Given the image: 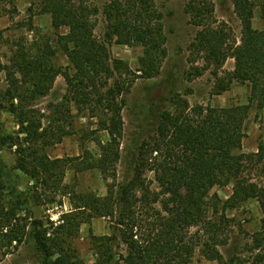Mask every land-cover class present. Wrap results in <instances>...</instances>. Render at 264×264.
Listing matches in <instances>:
<instances>
[{
    "label": "trees",
    "instance_id": "1",
    "mask_svg": "<svg viewBox=\"0 0 264 264\" xmlns=\"http://www.w3.org/2000/svg\"><path fill=\"white\" fill-rule=\"evenodd\" d=\"M229 1L241 28L239 40L216 19L210 1L182 0L188 24L195 29L187 45L185 78L209 72L213 95L228 91L233 83L246 85L248 104L190 107L173 95L169 108L159 114L155 133L137 147L131 177L118 182L123 97L137 79L160 75L167 54L162 15L153 0H104L101 6L86 0H33L30 18L48 15L56 32H66L56 33L54 47L45 41L30 51H17L5 72L7 89L0 92V111L11 115L18 129L0 134V149L15 148L16 157L12 170L0 157L3 256L30 241L41 264H86L72 242L81 225L101 218L108 222L109 234L90 236L93 264H190L198 249L210 261L237 264L236 257L224 260L218 248L230 237L233 220L226 212L249 200H256L261 212L260 229L252 240L257 248L264 246V186L257 180L264 175V143L253 154L239 152L251 107L264 110V30L252 27L256 9L264 17V0ZM14 2L0 0V11ZM98 16L104 24L100 37L95 34ZM113 43L142 48L138 75L110 57ZM56 52L66 58L71 73L55 67ZM229 59L233 70L224 71ZM59 75L65 79V94L60 103L49 105L45 117L34 103L49 94ZM83 117L96 120L97 129L80 138L85 142L92 137L98 153L85 149L78 157L51 158L47 150L77 135L74 122ZM97 133L106 134V143L93 137ZM69 170H95L110 179L106 194L77 193L64 183ZM20 174L28 180L25 189ZM226 186L232 188L227 200L210 196L213 188ZM64 198L71 209L57 222L39 219L30 209V204L61 207ZM256 259L264 262L263 253Z\"/></svg>",
    "mask_w": 264,
    "mask_h": 264
},
{
    "label": "rangeland",
    "instance_id": "2",
    "mask_svg": "<svg viewBox=\"0 0 264 264\" xmlns=\"http://www.w3.org/2000/svg\"><path fill=\"white\" fill-rule=\"evenodd\" d=\"M93 5L101 6L104 0H86ZM214 6V14L217 20L225 22L239 40L241 28L239 21L233 13V7L229 0H208ZM33 0H15L14 4L5 3L0 11V92L7 89L6 70L11 67V61L17 51H30L35 44L40 45L48 41L55 45L56 33L63 34L65 29L56 32L51 25L48 15H34L30 18L28 9ZM155 7L162 15L163 30L166 37V58L162 64L160 75L151 80L137 79L130 91L124 95L125 106L122 112L124 122L123 138L120 145V159L117 164L116 177L121 182L131 177V170L136 157V149L140 143L153 135L156 131L159 114L169 108L170 98L178 95L186 100L190 107L200 105L211 108H229L233 106L247 105L249 101V89L246 85L233 83L230 89L220 95L212 94L214 79L209 72L204 75L187 80L185 72L188 71L187 45L190 43L195 29L188 24V16L184 13L182 0H153ZM33 8V6H32ZM36 8L34 7V12ZM32 27V28H30ZM252 27L256 30H264V17L259 9L253 14ZM104 24L101 16L96 18L95 34L100 37L103 33ZM54 49V48H53ZM140 46L128 47L111 44L109 53L112 59L121 60L137 75L138 59L142 55ZM33 52V51H31ZM55 67L61 73H71L66 58L56 52L52 60ZM233 60L229 59L223 67L224 71H232ZM16 78H20L16 75ZM66 83L62 75H59L52 86L49 94L35 101V108L41 115H49V105L60 103L65 94ZM74 113H76L74 111ZM77 135L68 136L61 143L47 150L51 158H74L82 155L87 149L93 154L98 153V148L92 137L84 141L81 135L97 129L95 119L87 117L75 119ZM18 127L13 118L6 111H0V134L5 136L16 131ZM244 138L239 152L253 154L258 146L264 143V110L258 111L253 105L243 124ZM102 143H106L105 133H97ZM14 150L4 146L0 149V157L9 169L15 167ZM151 178V174L146 175ZM257 179L264 186V175ZM21 188L28 185L26 177L19 175ZM64 183L74 187L77 193L92 192L104 196L111 180L104 179L99 172L92 170L82 173H74L73 170L66 172ZM210 196H217L222 201L227 200L232 194L231 186L215 187L210 191ZM58 200V198H57ZM34 216L44 221L57 222L63 213L71 207L67 199H63V205L56 204L46 206H34L30 204ZM226 217L231 219L229 228V240L227 245L218 250L224 260L236 257L237 264H259L257 255L263 253L264 246L257 248L252 238L260 229L261 212L256 200H249L239 208L226 212ZM194 230H192L193 232ZM109 234L108 222L105 219H93L89 224L81 225L78 236L72 244L78 256L86 263H94V255L91 249L90 236H103ZM0 264H41L30 241L24 243L17 251L3 256L0 252ZM190 264H218L216 261L206 259L201 251H195ZM261 264H264L262 262Z\"/></svg>",
    "mask_w": 264,
    "mask_h": 264
}]
</instances>
